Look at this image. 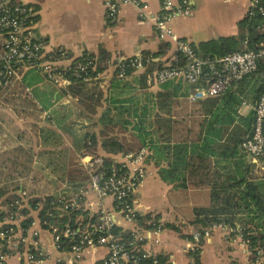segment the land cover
I'll return each mask as SVG.
<instances>
[{"label":"crops","instance_id":"obj_1","mask_svg":"<svg viewBox=\"0 0 264 264\" xmlns=\"http://www.w3.org/2000/svg\"><path fill=\"white\" fill-rule=\"evenodd\" d=\"M14 1L35 7L37 21L34 30L45 43L44 56H51L55 66L68 67L87 53L96 58L102 56L105 68L99 72L96 80L106 92L116 70L115 65L120 59L135 54H154L164 43L167 46L163 53L154 57L164 65L172 64L177 58L174 44L161 39L150 21L140 19L137 7L131 3L121 4L117 15L110 17L104 0ZM143 1L148 4L149 12L156 13L163 0ZM250 2L251 0H189L192 15L173 18L170 27L194 47L220 37L237 35L238 23L247 15ZM138 73L140 71L126 79L134 82ZM68 85H56L36 68H28L21 72V80L0 100V163L6 159L19 160L21 157L15 156L14 152L20 147L28 150L32 158L25 162L29 165L27 173L0 180L1 188L21 182L30 193L38 194L50 190L61 181L74 184L73 189H77L81 186L80 180H84L86 176L80 159L106 154L99 145L100 141L96 147H92L91 141L85 143L84 136L87 125L89 128L97 123L107 106L103 104L95 114H87L77 105L75 98L62 92ZM147 85V89L153 91L159 87L151 79L147 80ZM250 110H253V105L243 103L239 113L246 115ZM109 116L118 119L113 110L109 112ZM101 126L98 122L97 130ZM101 138L99 135L98 140ZM120 154L113 155V158ZM58 155L64 159H73L70 165L79 166L74 169L82 170L83 176L78 179V175L73 177L64 174L57 180L52 179L47 169L42 172L43 159H55ZM259 161L262 162L259 167L262 171L264 158ZM146 169L147 175L138 190L135 205L140 216L148 215L143 223L137 220L138 226L142 230L151 231V234L139 243V250L147 256L165 254L169 264H195L192 235L197 229L191 220L194 207L206 202L208 188L191 184L182 188L177 184L167 183L159 176L158 167L153 161L146 160ZM39 174L42 176H37ZM81 198L80 205L86 210L92 213H98L102 209L110 211L117 226L129 231L134 227L122 222L119 213L115 211L112 198H100L90 190H85ZM32 220L35 223L32 224V221L28 227L31 231L37 230L38 235L27 234L28 240L39 241L45 247V256H37L33 262H29L24 254L14 252L5 264H96L108 254L105 245L86 247L79 257L68 251H59L52 245V234L39 224L35 214ZM150 223L152 227H145V224ZM166 223L178 225V230L166 226ZM157 224L161 225L162 230L154 234ZM22 225L25 226L20 223L19 228L24 230ZM225 234V229L220 227L212 229L210 236L201 243L198 264L204 263L206 253L208 257L210 254L212 264H229V256L234 252L225 253L220 249L223 247L221 238ZM238 245L241 248L242 245ZM241 250L233 259L235 264H243L245 253Z\"/></svg>","mask_w":264,"mask_h":264},{"label":"trees","instance_id":"obj_2","mask_svg":"<svg viewBox=\"0 0 264 264\" xmlns=\"http://www.w3.org/2000/svg\"><path fill=\"white\" fill-rule=\"evenodd\" d=\"M262 22L259 13L247 14L238 23L237 35L203 42L193 48L202 57H216L245 48L254 50L264 38V31L258 29ZM165 46L167 43L161 44L156 53L143 55H161ZM88 60L94 63L93 70L89 69L93 76L105 68L102 56L84 54L65 73L70 84L62 92L75 98L87 114H95L103 104L107 106L98 121L102 126L97 130L98 122L89 128L87 125L84 136L85 143L91 141L92 147L100 141L106 153L101 157L102 170L106 172L111 167L113 155L146 146L149 150L146 160L154 162L162 180L182 188L189 184L208 188L206 202L193 209L191 223L197 231L202 233L214 223L227 225L234 229L233 234L241 233L251 247L264 245V174L256 172L255 163L240 148L241 141L250 133L254 111L246 115L239 113L243 103L254 105L264 94V56L259 58L255 71L225 92L197 102L188 101L186 96L194 85H188L182 78L158 84L155 91L147 89V80L154 81V72L162 66L160 61L141 69L127 68L124 78L118 77L115 70L106 92L96 79L87 82L75 75V64ZM172 64L182 66L184 58L178 54ZM136 71H140L137 80L126 79ZM112 110L118 119L109 116ZM17 150L14 153L21 157L19 160L6 159L0 163V180L27 173L29 165L25 162L32 160L31 155L24 148ZM263 158L264 155L258 159ZM68 215L71 221L77 215L83 216L84 221L90 217L88 210L82 208L72 209ZM146 217L137 214L141 223ZM165 225L178 230V225L173 223ZM145 227L150 228L152 224ZM112 231L128 247L132 246L129 230L116 225ZM199 251L194 249L192 253L195 264L199 263ZM138 253L140 260L129 264H169L165 254L143 257L141 250Z\"/></svg>","mask_w":264,"mask_h":264},{"label":"built area","instance_id":"obj_3","mask_svg":"<svg viewBox=\"0 0 264 264\" xmlns=\"http://www.w3.org/2000/svg\"><path fill=\"white\" fill-rule=\"evenodd\" d=\"M125 3L136 6L140 19L150 21L161 39L174 44L176 57L180 54L184 58L182 66L162 64L154 72V82L162 84L182 78L188 85H194L186 96L189 102L222 94L234 83L255 71L259 58L264 56V38L254 50L245 48L216 57L199 56L193 46L180 38L170 27L173 18L192 15L189 0H163L156 13L149 12L148 4L143 0H104L110 17H115L119 6ZM254 13L262 16L263 22L258 29L264 31L263 0H251L247 14ZM36 21L37 12L33 5L14 0H0V100L21 80V72L28 68H36L56 85L70 84L65 73L70 70L71 65L61 68L55 66L51 56H44L45 43L34 30ZM246 42L245 40L243 44L246 45ZM154 61L158 59L143 54L120 59L115 65L117 76L124 78L127 68L141 69ZM93 68L94 63L88 60L77 62L73 70L77 77L89 82L97 79L99 74L93 76L89 71ZM253 111L254 119L250 133L241 141L240 148L251 162H256L264 155V94L253 105ZM148 153L146 146L137 151L121 153L119 157L113 158V164L106 172L102 170L100 156L82 157L81 167L86 176L84 180H80L81 186L77 189H73L74 184L58 181L50 190L37 194L30 193L21 182L4 188H1L0 184V264H5L14 252L24 254L29 262H33L37 256H45V247L39 241L28 240V235H38L37 230L31 231L28 227L32 221V224L35 223L32 220L34 214L39 224L50 231L53 237L52 245L59 251H68L79 257L86 247L105 245L108 254L96 264L137 263L141 257L138 253L139 243L151 234V231L142 230L138 226L135 205L138 190L147 175ZM83 183L85 184L82 185ZM85 190L93 191L100 198H112L115 211L119 213L122 222L134 225L129 231L132 237L131 247L112 231L117 224L110 211H88L90 217L87 221H84L81 215L75 216L72 221L67 218L70 210L85 209L80 205ZM93 215L95 217L91 219ZM20 223L25 224L22 225L24 230L19 228ZM215 227L229 229L227 225L214 223L202 233L194 231L192 248H199ZM161 230V225L157 224L153 233L157 234ZM239 235L242 237L240 242L245 254L264 258V245L251 247L248 240L244 239L241 233ZM142 256L147 254L142 253Z\"/></svg>","mask_w":264,"mask_h":264},{"label":"rangeland","instance_id":"obj_4","mask_svg":"<svg viewBox=\"0 0 264 264\" xmlns=\"http://www.w3.org/2000/svg\"><path fill=\"white\" fill-rule=\"evenodd\" d=\"M73 159L69 160V158L64 159L63 157H61V155H58L57 157H55V159H43V163H42V172H45V169H47L48 171H50V175H52V179H60L62 177V175H66V176H77L78 175V179L80 176H83V171L82 170H78L75 171L74 167H76V169L79 166H71L70 164H72ZM255 163V168H256V172H260V173H264V168H262V171L260 170V162L259 159H257ZM70 165V167L68 168V166ZM40 172V173H42ZM74 174V175H73ZM44 175V173L42 174ZM41 174L37 175V176H42ZM229 229H225V235H222L221 238V244L223 245L222 248H220L222 251H224L225 253H227L228 251H230L231 253H233V255L231 254L229 256L230 260H229V264H235V261L233 260L234 258H236L239 253L240 250L243 249V247L241 246L242 243L239 242V240L242 238L239 233H235L233 234L231 231H233V228L228 227ZM239 236V237H238ZM236 238V239H235ZM238 240V243H237ZM241 246V248L239 247V245ZM201 245V244H200ZM196 249H200L199 248H195ZM194 251V250H193ZM243 251V250H241ZM199 255H200V251H199ZM207 255V253H206ZM205 255V259H204V263L203 264H212V259H209V257L207 255L206 257ZM220 257V255H218ZM225 256V255H224ZM243 264H264V258H258L255 254H245V258L243 259Z\"/></svg>","mask_w":264,"mask_h":264}]
</instances>
